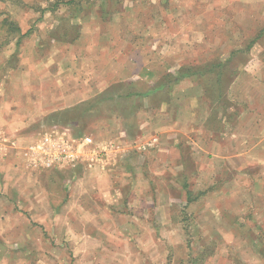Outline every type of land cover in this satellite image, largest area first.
Here are the masks:
<instances>
[{
	"label": "rangeland",
	"instance_id": "obj_1",
	"mask_svg": "<svg viewBox=\"0 0 264 264\" xmlns=\"http://www.w3.org/2000/svg\"><path fill=\"white\" fill-rule=\"evenodd\" d=\"M49 33L52 35L51 39L44 40V36ZM80 37L81 47L77 48L79 51H76V57L82 58L84 72L94 66L93 70L98 73L91 76L83 72L68 75L62 73L61 76L59 70L64 69V72L65 68L68 69L73 57L68 56L63 45L59 47L58 44L73 43ZM127 38L131 45L130 51L139 46L146 48L160 38L163 40L162 52L169 50L171 45H176V41H186L188 49L182 50L196 52L199 56L210 55L213 51L228 54L241 49L246 58L243 57L240 61L238 58L234 62L232 60L230 67L245 64V69L249 76L254 77L255 82L264 78V0H0V88L9 89L12 98L4 99L0 96V103L7 110L17 107L14 113L16 119L6 127L15 129L11 137L25 135L19 138L33 139L37 135L35 126L38 125L37 115L41 101L37 99L35 105H30L26 98L29 94L22 93L25 88H20V84L28 85L29 89H36L48 82L56 89L69 84L66 90L71 95L79 94L80 90L84 92L85 89L88 90L90 82L100 81L102 71L107 69L100 64L112 50L107 41L112 43L113 48H118L121 46L120 42ZM252 40L254 44L247 48ZM202 43H206V48H197ZM95 44L103 45V55L97 58L96 66L90 62L93 53L91 46ZM130 62H133L132 59L129 60V65ZM48 67L49 72L45 70ZM77 68L80 70V66ZM118 69H121L120 64L113 70ZM66 76L69 77L68 80ZM248 81L249 78L243 76V82L248 84ZM12 82L19 85L16 92L12 91ZM258 93L259 96L263 95L264 90H258ZM56 95L57 91L51 97L56 99ZM225 99V118H233V111L237 112V109L229 100L228 90ZM89 108L87 105L85 111L88 112ZM98 108L97 113L105 115L109 107L98 105ZM118 109H121L120 105ZM238 109L246 114L244 107L239 106ZM73 113L67 118L71 119ZM214 114L211 112L210 120L214 118ZM10 116L11 113L7 121ZM81 117L82 114L79 115ZM30 119L33 121L30 128H19L28 125L27 121ZM93 120V116L87 113L78 125L73 123L70 133L72 140L91 135L88 132L93 127ZM103 123L110 126L109 122ZM229 123L231 127L226 126V131H234V126ZM53 124L56 123H51ZM121 124L124 126L122 122ZM250 126V123L243 124L242 138H235V141L232 139L237 147H242L248 153L239 160L235 158V165H242L239 169L209 168L203 162L206 158L202 157L204 159H201L203 161L200 163L203 165L200 169L197 166L193 168L194 165L187 162L186 158L187 165L186 162L182 164L188 166L187 169L168 171L144 168L145 172L138 171L139 174H144V179L149 178L151 173L158 172V176L162 178V203L154 200V195H158V192H155L157 187L152 182L142 186L137 180V185L140 186L115 187V195L106 193L111 189L110 186L101 184L99 196L109 199L108 208L104 205V199L94 207L90 203L91 193L88 191L93 187L95 177L86 171L77 175L69 174L71 171L65 172L69 178L86 177L87 189L77 185L73 193L74 199L82 197L86 201L79 210V217H50L51 205H56L55 203L44 201L35 204L33 212L41 220L48 218V226H45L46 231H41L31 222L34 225L32 245L36 246L32 253L33 260L31 258L32 261L22 262L20 258L11 256L12 264H264V125L255 130H251ZM118 127L121 128L117 123L114 124L115 130ZM55 134L56 131L53 135ZM250 137L254 140L249 139ZM135 139L133 137L132 140ZM249 140L251 142L247 143ZM227 142L230 143L231 140L227 139ZM147 150H142L140 155L144 158L140 161L156 162L154 149ZM135 156L138 157L131 154V157ZM6 159L7 162H12L15 160L14 154L13 157L8 155ZM175 163L179 164L178 161ZM59 178L61 180L62 176ZM63 179L66 182L67 177ZM171 180L174 184L169 187L167 184L171 185ZM62 191L64 196L59 198L62 202H67L68 188ZM187 192H191L193 198H200L199 201L195 202L196 198L189 201ZM243 192L261 197L262 200L241 202L238 197L241 193L246 195ZM148 194L149 200L139 206L138 197L136 199L135 196ZM49 197L50 201L52 198L57 200L56 195ZM129 197L133 198L131 208L134 210L152 213L155 205L158 208L162 204L167 218L161 217L160 227L157 226L158 218H155L154 228L150 226L154 222L152 215L136 219L116 216L117 213L126 211ZM206 198L208 199L204 200ZM42 204L46 207H42ZM91 206L97 210L96 213L92 211L99 216L97 220L87 216L89 208L84 210ZM105 211L114 216H104ZM203 214H208L209 218H202ZM138 219L144 226L138 227L132 223H136ZM127 221L131 222L129 229L115 228V224L123 225ZM96 222L99 227L91 228ZM112 222L115 223L113 226ZM103 223L110 225L107 227ZM20 240L19 238L18 241Z\"/></svg>",
	"mask_w": 264,
	"mask_h": 264
},
{
	"label": "crops",
	"instance_id": "obj_2",
	"mask_svg": "<svg viewBox=\"0 0 264 264\" xmlns=\"http://www.w3.org/2000/svg\"><path fill=\"white\" fill-rule=\"evenodd\" d=\"M50 37H52L50 33L46 34L44 40L51 39ZM162 41L160 38L157 42L154 41L152 45L148 44L146 48L139 46L132 51H130L131 45L128 38L121 41V46L118 48H113L112 43L107 41L111 44L112 50L100 62L107 69L102 71L100 81L90 82L88 90L85 89L84 92L80 90L79 94L71 95L66 90L69 88V84H65V87H57V89L50 85V82L42 84L36 89H29L28 85L20 84V88H25L22 93L29 94L26 98L30 105H35L37 99L41 101L39 112L37 110L38 125H34L37 128L35 130L37 135L33 139L19 138L25 135L11 137L14 135L12 131L15 129H7L6 127L16 119L14 113L17 107H11L12 109L7 110L0 103V264H12L11 256L20 258L22 262H28L31 258L33 260L32 253L36 247L32 245L33 224L41 231H46L45 226H48V218L41 220L39 219L41 217L33 212L35 204L44 203V201L55 203L56 205L50 204L52 208L50 217L57 219L79 217V210L82 209L81 207L86 201H83L82 197L74 199L73 193H75L77 185L87 189L86 177L71 176L69 178L65 174L67 171H71L69 173L71 175H77L81 171L93 175L95 177L94 184L88 191L91 193L89 195L90 203L95 207L104 199L107 204L104 203V205L108 208L109 199L100 197L101 190L99 188H101V184L110 186L111 189L106 193L115 195V187L140 186L137 185V180L142 186L152 182L158 190L155 192H158L159 195L155 194L154 200L157 199V202L162 203V178L158 176V172L151 173V171V176L144 179V174L138 172H145L144 168L149 170L151 168L166 169L168 171L179 168L187 169L188 166L186 167L182 162L188 160L187 162L194 165L193 168L197 166L200 169L203 165L200 163L203 161L201 159L204 158L206 160L203 162L207 163L209 168H216V170L220 168L236 170L242 167L240 163L235 165V158L239 160L248 153L246 150L243 151L242 147H237L236 142L233 143V141L235 138H242L243 124L250 123L251 130L264 125V94L259 96L258 93V90L260 92L264 90V78L260 79V82H255L254 77L249 76L245 64L242 63L241 66L230 67L232 60L234 62L238 58L239 61L243 57L246 58L241 49L230 51L228 54L213 51L210 55L199 56L196 52L182 50V48L188 49L186 41H176V45H171L169 50L162 52ZM80 42L81 37L73 43L58 44L59 47L63 45L67 55L73 57L72 64L68 69L65 68L64 72V69L59 70L61 76L62 73L68 75L83 72L90 74V76L96 73L97 70H93L94 66L87 72L82 69V58L76 57L79 51L77 48L81 47ZM113 42L116 43V41ZM102 46V44L91 46L93 53L90 52V62L95 66L97 58L103 55ZM199 47L205 49L206 43H202L197 48ZM49 53L50 51L45 56L47 57ZM247 58L249 59V55ZM130 59L133 62H130L129 65ZM228 61L229 63L226 64ZM119 64L121 69L114 71L113 69L117 68ZM211 64L215 67L212 68ZM78 66H80V70L77 68ZM49 69L50 67L45 70L49 72ZM213 71L215 75L221 73L222 78L224 75V78L228 79L227 87L224 86L223 82L221 85L214 83L216 77ZM210 75L213 76V80ZM243 76L249 78L248 84L243 82ZM66 79L68 80L69 77L66 76ZM14 84L12 82V91L16 92V87L18 88L19 85L15 84L14 86ZM212 88L217 89V92H209ZM227 90L230 102L237 109V112L233 111V118L231 116L226 117L228 121L225 118L226 108L223 105L226 102ZM0 91L2 92H0V96L4 99H12L9 89L0 88ZM56 91L57 98L55 99L51 95H55ZM87 105L90 107L88 112L85 111ZM98 105L109 107L105 115L97 113ZM119 105L120 110L118 109ZM239 106L245 108V115L242 114L243 111L238 109ZM211 112L216 115L214 114V118L210 120ZM9 113L11 116L7 121ZM71 113H73L71 119L67 118ZM87 113L94 118L93 127L88 132L91 134L89 137L92 138L93 145L85 148V151L80 150L78 159L74 164L53 165L50 168L42 166L41 162H38V152L36 151L41 137L52 135L54 131L56 134H68L71 137L70 133L75 121L79 122ZM80 114H82L81 118H79ZM27 122H29L28 125L19 128H30L33 121L30 119ZM54 122L56 124L51 125ZM103 122H109L110 126ZM229 122L234 126V131H226V126L231 127ZM116 123L121 128L118 127L115 130L114 124ZM133 137L136 138L134 141L132 140ZM262 138L264 142V129ZM227 139H230L231 142L228 143ZM249 139L254 140L253 137ZM246 142L250 143L251 141ZM140 144L142 146L138 147ZM142 147L144 152L146 149H154L157 161L149 160L142 163L144 162L140 161L144 158L140 155L143 153ZM133 153L138 157H131ZM13 154L15 160L7 162L6 157L8 155L13 157ZM175 161H178L179 164ZM60 176H62L61 180ZM63 177H67L66 182ZM59 180L62 182L63 188ZM172 184L174 183L171 180V185H167L171 187ZM65 188H68L66 198L69 200L66 199L67 202H62L59 197L64 196L62 189ZM243 193L246 195L241 193L238 197L241 202L262 200L261 197L249 195L247 192ZM188 194H190V201L196 198L191 197V192H187ZM49 195H56L57 200L52 198L50 201ZM135 197L136 199L138 197L137 204L139 206L142 202L149 200V194L148 196L136 195ZM132 199L129 197L126 211L117 213L116 216L123 219H136L152 215L154 222L150 226H154V228L156 226L155 218L159 220V223L157 222L158 227L161 225V217L167 218V215L163 213L162 204L158 208L155 205L152 213L145 210L139 211L131 208L134 203ZM199 199L196 198L195 202ZM67 203L69 206L66 205ZM41 206L46 207L44 204ZM91 207L84 208V210L89 208L90 213L87 216L97 220L99 216L93 214L97 210L94 207L92 210ZM105 213L104 216H114L109 211H105ZM202 218H209V216L203 214ZM132 223L138 227L144 226L139 219L136 223L135 221ZM171 223H173L172 220ZM113 224L115 223L112 222L111 225L113 226ZM102 225L108 227L110 224L103 223ZM130 226L131 222L128 221L123 225L115 224V228L129 229ZM96 227H99L97 222L93 227L91 226V228ZM19 238L20 241H18Z\"/></svg>",
	"mask_w": 264,
	"mask_h": 264
},
{
	"label": "built area",
	"instance_id": "obj_3",
	"mask_svg": "<svg viewBox=\"0 0 264 264\" xmlns=\"http://www.w3.org/2000/svg\"><path fill=\"white\" fill-rule=\"evenodd\" d=\"M37 147L38 162L45 168L53 165L74 164L78 159V152L93 145L89 136L72 140L68 134L58 133L44 135ZM141 150H144L142 147Z\"/></svg>",
	"mask_w": 264,
	"mask_h": 264
},
{
	"label": "trees",
	"instance_id": "obj_4",
	"mask_svg": "<svg viewBox=\"0 0 264 264\" xmlns=\"http://www.w3.org/2000/svg\"><path fill=\"white\" fill-rule=\"evenodd\" d=\"M253 44H254V40H252V41L249 43V45H248L247 48L251 47ZM17 45H18V44H17ZM228 63H229V61L226 62V64H228ZM211 67L213 68V67H215V66L211 64ZM213 73H214V71H213ZM210 76L212 77V80H213V79H214L213 76H212V75H210ZM214 76L216 77V78H215V81H214L215 84L221 85V83L223 82V83L225 84L224 86L227 87V85H228V79H227V78H224V75H223V78H222V74H221V73H216V75H215V73H214ZM226 77H227V76H226ZM222 79H223V80H222ZM214 83H213V84H214ZM226 87H225V88H226ZM209 92H211V93L215 92V93H216V92H217V89L214 90V89L212 88ZM220 92H221V94H222V88L220 89ZM75 124L78 125V122L75 121ZM187 197L189 198V201H190V194H188Z\"/></svg>",
	"mask_w": 264,
	"mask_h": 264
}]
</instances>
